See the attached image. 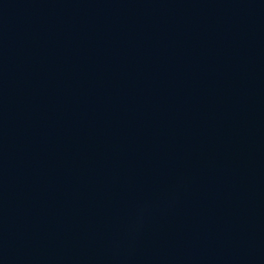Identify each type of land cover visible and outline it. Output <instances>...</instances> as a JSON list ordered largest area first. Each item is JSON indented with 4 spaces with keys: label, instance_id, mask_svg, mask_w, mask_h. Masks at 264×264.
<instances>
[{
    "label": "water",
    "instance_id": "water-1",
    "mask_svg": "<svg viewBox=\"0 0 264 264\" xmlns=\"http://www.w3.org/2000/svg\"><path fill=\"white\" fill-rule=\"evenodd\" d=\"M0 264H264V0H0Z\"/></svg>",
    "mask_w": 264,
    "mask_h": 264
}]
</instances>
